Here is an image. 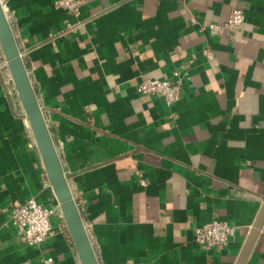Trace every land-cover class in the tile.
<instances>
[{"label":"crops","instance_id":"1","mask_svg":"<svg viewBox=\"0 0 264 264\" xmlns=\"http://www.w3.org/2000/svg\"><path fill=\"white\" fill-rule=\"evenodd\" d=\"M0 1L98 264H237L264 204V0ZM234 9L233 38L211 36ZM4 61L0 264H81ZM176 71V104L138 92ZM30 199L56 210L39 246L12 223ZM215 220L236 232L205 250L194 230Z\"/></svg>","mask_w":264,"mask_h":264},{"label":"water","instance_id":"2","mask_svg":"<svg viewBox=\"0 0 264 264\" xmlns=\"http://www.w3.org/2000/svg\"><path fill=\"white\" fill-rule=\"evenodd\" d=\"M0 48L8 64L16 91L21 99L26 117L35 138L47 177L64 218L66 227L73 240L81 264H98L89 237L66 176L59 156L51 139L36 94L31 85L20 52L14 40L10 25L0 1ZM264 225V204L248 236L237 264H246Z\"/></svg>","mask_w":264,"mask_h":264},{"label":"built area","instance_id":"3","mask_svg":"<svg viewBox=\"0 0 264 264\" xmlns=\"http://www.w3.org/2000/svg\"><path fill=\"white\" fill-rule=\"evenodd\" d=\"M55 5L57 8L66 10L75 16L80 14L77 0H57ZM245 19L244 10L234 9L224 23H211L206 28L211 36L222 37L225 34H229L233 38L234 33L245 23ZM76 26L69 24L68 28L73 30ZM3 66L8 69L6 60ZM137 90L143 95H157L163 98L168 106H172L181 99L183 77L180 72L176 71L171 80L144 79L139 83ZM55 212L56 210L53 207H46L36 200L30 199L23 204L14 205L12 223L21 230L28 246H39L53 234L52 217ZM235 232V227L226 222L215 220L196 227L194 237L195 242L201 248L211 250L222 247L230 237L235 235Z\"/></svg>","mask_w":264,"mask_h":264}]
</instances>
